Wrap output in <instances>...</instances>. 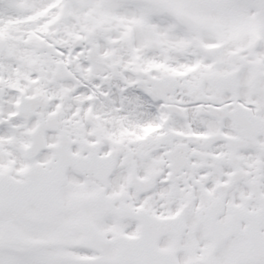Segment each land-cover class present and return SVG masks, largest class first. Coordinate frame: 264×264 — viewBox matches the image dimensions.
<instances>
[{"label":"snow or ice","instance_id":"1","mask_svg":"<svg viewBox=\"0 0 264 264\" xmlns=\"http://www.w3.org/2000/svg\"><path fill=\"white\" fill-rule=\"evenodd\" d=\"M0 264H264V0H0Z\"/></svg>","mask_w":264,"mask_h":264}]
</instances>
